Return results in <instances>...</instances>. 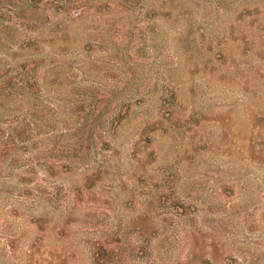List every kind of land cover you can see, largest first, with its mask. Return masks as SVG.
Instances as JSON below:
<instances>
[{"label": "rangeland", "instance_id": "obj_1", "mask_svg": "<svg viewBox=\"0 0 264 264\" xmlns=\"http://www.w3.org/2000/svg\"><path fill=\"white\" fill-rule=\"evenodd\" d=\"M0 264H264V0H0Z\"/></svg>", "mask_w": 264, "mask_h": 264}, {"label": "trees", "instance_id": "obj_2", "mask_svg": "<svg viewBox=\"0 0 264 264\" xmlns=\"http://www.w3.org/2000/svg\"><path fill=\"white\" fill-rule=\"evenodd\" d=\"M64 6H62V8H59L56 10V13L57 14H61V13H64L66 11V8H63ZM30 45V44H29Z\"/></svg>", "mask_w": 264, "mask_h": 264}]
</instances>
